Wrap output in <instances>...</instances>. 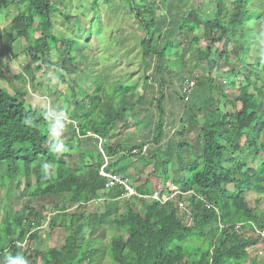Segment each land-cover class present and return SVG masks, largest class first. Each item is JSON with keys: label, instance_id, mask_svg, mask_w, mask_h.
Listing matches in <instances>:
<instances>
[{"label": "trees", "instance_id": "obj_1", "mask_svg": "<svg viewBox=\"0 0 264 264\" xmlns=\"http://www.w3.org/2000/svg\"><path fill=\"white\" fill-rule=\"evenodd\" d=\"M12 1L16 0H0L4 18ZM126 1L134 4L132 10L140 15L139 6L145 0ZM209 1L216 5L213 19H206L199 8H189L181 15L178 27L181 32H194L203 27L207 39V46L199 49L198 56L207 72L191 77L196 84L189 94H183L181 85L182 96L178 102L179 105L182 102L183 109L177 110L182 117L181 131L164 144L161 121H157L158 124L153 119L147 122L152 137L149 141L155 146L151 151L155 161H161V166L156 165L147 177L135 182L131 177L136 176V170L127 157L107 163L108 171L128 176L140 195L125 199L121 214L114 215L115 200L120 199L124 189L120 185L107 186L108 180L96 169L83 174L74 171L67 162L65 148L48 137L49 118L45 108L29 105L27 92L23 90L11 93L0 88V183L10 181L19 185L24 179L27 195L53 196L63 202L56 214L66 218L64 226L68 235L55 240L48 234L51 239L48 248L33 247L35 259L40 260V263L35 260L34 264H104L108 258L114 264H261L257 257L259 250L264 251V237L257 231H264V209L258 206L264 200V77L259 68L264 71V47L259 48L255 64H248V54L250 44L256 45L261 36L264 0ZM253 1L260 6L251 8ZM167 2L171 10L173 3ZM21 4L11 22L10 30L15 35L10 41L23 39L27 43L24 70L34 75L40 70L37 63L43 62L53 50L59 52L63 64L73 63L75 39L55 33L53 17L59 9L52 0H21ZM91 5L94 7L91 10L97 12V4ZM187 5L188 0H179L178 12L182 13ZM154 6H149V10ZM60 15L66 22L71 19V15ZM142 19L147 33L141 41L143 55L148 57L146 61L157 56L164 63V66L159 65L161 70L166 69L171 75L175 70L167 58L175 44L167 38L159 47L160 31L155 29L154 21ZM252 26H259L258 32H252ZM245 39L250 44L244 43ZM11 42L3 43L0 31L1 75L5 72L3 59L12 53ZM218 44L223 47L217 50L216 60L212 55ZM239 62L242 68L249 70L248 75L236 71ZM222 65L231 67L247 81L245 85L238 82L236 100L227 102L233 110L227 107L222 110V99L214 95L217 88L220 97L226 98L225 89L234 87L229 84L218 88L214 71L216 68L221 71ZM249 73L255 81L262 82L261 86L256 85ZM163 80L161 77V82ZM135 85L124 88L120 85L118 91L109 93L108 97L118 96L120 104H125L127 89ZM160 90L163 95L162 88ZM93 95L85 94L83 100L89 99L93 107L106 103L107 108L86 110L77 126V135L86 139L96 134L106 139L123 113L109 99L103 101L98 93ZM160 106L158 99L157 110L161 113ZM122 111L129 117L135 115L132 106H125ZM93 112L101 119L92 117ZM190 129L197 131L195 146H189L182 139ZM147 144L143 142L131 149H142ZM118 147L105 148L107 153H115ZM173 158L178 164L175 171L180 173L177 182L169 173L174 167ZM136 160L144 162L146 159L139 154ZM118 164H122L120 172L115 170ZM126 171L130 173L127 175ZM230 185L232 190L228 188ZM248 195H255L252 204ZM94 199L104 201L103 211L68 213V205L86 208ZM180 202L184 203L185 210L179 208ZM44 209V205L28 203L18 211L10 210L0 220V264H18L22 258H30L22 243L26 239L37 241L40 238ZM59 217L48 222L50 231L54 230ZM101 227L112 233L106 247L98 244L99 239L95 237V231Z\"/></svg>", "mask_w": 264, "mask_h": 264}, {"label": "rangeland", "instance_id": "obj_2", "mask_svg": "<svg viewBox=\"0 0 264 264\" xmlns=\"http://www.w3.org/2000/svg\"><path fill=\"white\" fill-rule=\"evenodd\" d=\"M167 1L173 3L171 10H168ZM52 2L59 9V12L53 17L55 33L59 36L74 37L73 55L75 60L73 63L63 64L59 52L53 50L43 62L37 63L40 70L35 71L34 75L25 71L24 66L27 59L24 52L27 43L23 39L10 41L15 35V32L10 30L11 22L22 4L21 0L12 1L5 10V18L3 11L0 12V31L2 32L3 43H12V53L3 59L5 72L3 75L0 73V88H5L11 93L23 90L27 92L29 105L45 108L46 116L49 118V139L61 143L60 147L65 148L64 151L67 154V162L74 171L81 174L90 169H96L100 173L105 161L98 149L97 140L80 138L77 135V126L82 122V116L86 110H98V108L105 110L107 105L102 103L99 107H93V103L89 99L83 100L84 95L98 93L102 96L103 101L109 99L112 105H116V108L123 113V116L118 118L117 125L106 138L107 143L104 146V153L108 157L106 160L109 164L113 161L118 162L119 157H127L134 171L136 170V176L131 177V179L135 182L142 181L155 170L156 165L161 166V161H155L151 151L155 146L153 142L149 141L152 137L150 138V129L147 128L148 120L153 119L156 124H158L157 121H161L164 125L162 143H167L168 139L173 138L172 135L181 131L180 120L182 117L177 114V110L182 111L183 109L182 102L179 105V98L182 96V83L196 74L207 72L206 65L200 63L198 57L199 49L207 46L205 29L200 27L194 32H181L178 29L182 20L181 15L189 8H199L206 19H213L216 5L209 0H188V5L180 13L181 11L178 12L177 8L179 0H145L144 3L142 2L143 5L139 6L140 15L137 16L132 10L134 4H128L126 0H97L96 2L95 0H52ZM107 2L108 4H106ZM92 3L97 4V12L91 10L94 9ZM152 5L156 6L149 10L148 7ZM259 6L260 3L256 1L250 4L251 8ZM61 13L71 15L70 21H64ZM142 17L145 20L154 21L155 29L160 31L158 36L159 47L164 45L167 38L172 39L175 44L167 58L173 68L171 69L175 70L171 75L166 73V69L161 70L159 65L164 66V63L157 56L150 58V62L146 61L148 57L145 58L143 55L141 45V41L147 37ZM261 28V36L256 45L250 44L246 39L244 40V43L250 44L248 64H255L259 58V48L264 47V25ZM258 30L259 26H252V32H258ZM222 47L223 44L215 45L212 58L218 59V51L222 50ZM230 69L222 65L221 71L219 68L214 71L218 80V88L234 84L233 88L225 89L226 98L220 97V91L217 88L214 91L215 98L222 99V110L226 109L225 107L231 110L232 106L227 102L236 100L238 82L241 81L243 85L247 83L244 76H238ZM235 69L237 72L240 71L248 75L249 70L242 68L240 62L236 64ZM259 71L264 77V71L260 68ZM249 75L255 81L254 76L250 73ZM161 77L164 78L162 82ZM144 78H146L145 81ZM255 83L261 86L262 82L256 80ZM134 84H136L134 88L127 89L125 104H120L118 96L108 97L109 93L118 91L120 85L124 88L126 85L133 86ZM146 87L147 89H145ZM93 96L91 99H94ZM158 99L161 103V113L160 110H157ZM235 104L237 103L235 102ZM125 106H132L135 115L129 117L126 112L122 111ZM91 116L95 119H101L94 112L91 113ZM55 117L57 119H54ZM59 117L66 119H63L64 127H62V120L60 121ZM196 136V129H190L186 135L183 134L182 139H185L189 146H195ZM143 142L150 144L146 150L131 149L132 146ZM109 145H119L120 147L115 153H107L105 147L108 148ZM139 154L145 157L144 162L136 160ZM173 160L174 167L169 173L171 178L177 182L180 173L175 171L178 164L175 163L174 158ZM118 165L120 166L115 170L120 172L122 164ZM129 173L130 171H126L127 175ZM24 188V179L19 185L10 181L4 184L0 183V220L4 218L7 212L10 210L18 211L24 204L45 206L42 220L43 230L40 238L37 241L26 239L22 243V247L28 251L30 258H22L18 264H34L35 260L40 263L38 258L35 259L33 247L38 245L39 250L48 248L51 243L48 234L52 235L54 237L52 239L55 240H61L68 235V230L64 226L66 218L59 213L56 214L57 207L63 205V202L60 198L55 199L53 196L31 197L26 194ZM228 188L233 189L231 185ZM99 193L102 194L103 191L101 190ZM247 198L252 204L255 195H248ZM115 201L116 211L114 215L121 214L124 211L125 199ZM103 203L102 200L94 199L90 203L91 205L86 206V208L68 205V213L84 210L86 213L88 211L101 212L104 209ZM258 206L264 209V200ZM59 215L54 230L50 231L48 222L56 220L55 217ZM95 237L99 239L98 244L106 247L111 240L112 233L107 228L101 227L95 231ZM5 258H7V254H5ZM257 259L261 264H264V251H258ZM104 264L114 263L108 258Z\"/></svg>", "mask_w": 264, "mask_h": 264}, {"label": "built area", "instance_id": "obj_3", "mask_svg": "<svg viewBox=\"0 0 264 264\" xmlns=\"http://www.w3.org/2000/svg\"><path fill=\"white\" fill-rule=\"evenodd\" d=\"M196 84V81L194 79L188 78L187 80H185L182 83V87H183V94H189L192 91V88L194 87V85ZM65 119V118H62ZM66 120V119H65ZM93 138L98 139V149L101 152L103 159H105L104 164L102 165V168L100 170V173L107 178L108 183L107 186H115V185H121L124 188V194L123 196L125 198H129V197H133V196H140L137 194L136 190L130 185L129 179L127 177H121L117 174H113L111 172H109L106 169L107 166V160L108 157L105 155L104 153V146L106 144V140L102 139L101 137H98L96 135L93 136ZM147 146H144L143 150H146ZM107 159V160H106ZM179 206H184V204L182 202L179 203ZM240 224H238L237 228H239ZM257 233L261 234L264 237V231L260 232L257 231Z\"/></svg>", "mask_w": 264, "mask_h": 264}, {"label": "bare ground", "instance_id": "obj_4", "mask_svg": "<svg viewBox=\"0 0 264 264\" xmlns=\"http://www.w3.org/2000/svg\"><path fill=\"white\" fill-rule=\"evenodd\" d=\"M193 89V88H192ZM148 145H150V144H147V145H145V146H147L148 147ZM143 148H144V146L142 147V149L140 150V151H143ZM109 172H111V171H109ZM111 173H113V174H117V175H119V176H121V177H127L128 179H129V182H130V185L134 188V186L132 185V181H131V179L128 177V176H123V175H121V174H118V173H115V172H111ZM104 177V176H103ZM105 178V177H104ZM107 179V178H106ZM108 183V182H107ZM120 187H122L123 188V186H121L120 185ZM124 189V188H123ZM135 189V188H134ZM136 190V189H135ZM137 192V191H136ZM177 193V192H176ZM176 193H174V194H176ZM189 193H191V194H195V192L194 191H190ZM123 194H124V191H123V193H122V195H121V197H120V199H132L133 197H137V196H133V197H129V198H125L124 196H123ZM138 194V193H137ZM173 194V195H174ZM184 194V193H183ZM139 195V194H138ZM173 195H171L170 197H172ZM154 197H156V196H154ZM202 199V198H201ZM183 203V202H182ZM184 204V203H183ZM206 206L209 208L210 207V205L209 204H206ZM179 208H181V210H185V205L184 206H179Z\"/></svg>", "mask_w": 264, "mask_h": 264}, {"label": "clouds", "instance_id": "obj_5", "mask_svg": "<svg viewBox=\"0 0 264 264\" xmlns=\"http://www.w3.org/2000/svg\"><path fill=\"white\" fill-rule=\"evenodd\" d=\"M191 79H192V78H191ZM61 118H64V117H59L58 119H61ZM62 120H63V119H62ZM94 135H96V134H92L91 137L93 138ZM96 136H98V135H96ZM98 137H99V136H98ZM93 139H95V138H93ZM102 139H105V138H102ZM95 140H98V139H95ZM105 140H106V139H105ZM97 143H98V142H97ZM106 143H107V142H106Z\"/></svg>", "mask_w": 264, "mask_h": 264}, {"label": "crops", "instance_id": "obj_6", "mask_svg": "<svg viewBox=\"0 0 264 264\" xmlns=\"http://www.w3.org/2000/svg\"><path fill=\"white\" fill-rule=\"evenodd\" d=\"M54 119H57V117H55ZM150 133H151V131H149V135H150ZM88 143H90V142H88ZM91 144V143H90Z\"/></svg>", "mask_w": 264, "mask_h": 264}]
</instances>
